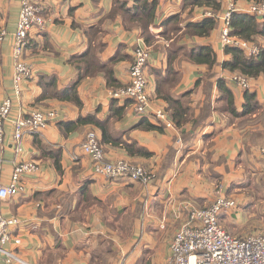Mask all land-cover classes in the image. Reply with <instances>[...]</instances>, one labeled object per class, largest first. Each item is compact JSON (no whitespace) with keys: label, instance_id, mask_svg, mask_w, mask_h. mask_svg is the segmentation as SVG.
<instances>
[{"label":"crops","instance_id":"crops-1","mask_svg":"<svg viewBox=\"0 0 264 264\" xmlns=\"http://www.w3.org/2000/svg\"><path fill=\"white\" fill-rule=\"evenodd\" d=\"M36 1L43 7L45 25L30 32L24 52L33 74L25 80L6 124L0 183H8L15 166L24 161L37 163L39 171L22 178L24 189L19 194L0 201L3 215L19 219L12 233L21 243L9 248L30 264H171V242L189 214L186 203L205 208L224 195L235 199L243 213L245 195L260 192L259 185L264 183L260 153L264 146V77L249 78L246 89L232 79L236 73L223 66L231 56L220 43L219 18L228 0H221L216 28L207 37L186 34V25L207 18L204 12H213L211 8L189 11L184 10V0H157L150 43L138 25L125 21L116 5L121 1L132 8L135 0ZM233 1L238 13H245L254 2ZM20 6V0H0V32H8L0 40V103L12 93V34ZM176 15L180 16V30L167 38L164 31L173 27L168 20ZM142 40L151 50L147 77L152 110L139 114L131 99L115 98L117 108H124L118 117L112 110L113 88L107 85L104 66L114 72L120 87L127 85L134 52ZM259 40L248 42L261 50L264 37ZM204 46L216 53L212 67L184 55ZM175 47L185 49L171 56ZM86 54L100 66L78 83L79 72L85 69L78 68L77 60ZM79 64L86 68L84 62ZM170 65L180 75L170 91L189 110L181 126L173 122L169 104L157 94ZM222 79L238 112L244 109L246 94L255 95V113L230 115L227 96L219 89ZM51 84L56 85L59 96L74 89L83 105L54 96L43 98L44 89ZM34 108L54 110L57 118L39 132L25 130L22 151L17 154L14 122L29 117ZM159 108L166 111L171 126L155 117ZM85 117L92 122L68 133L61 129L62 124ZM148 123L161 130L145 128ZM90 131L98 134L107 159L140 164L155 174L154 179L145 184L96 173L82 150ZM36 139L42 141V147L35 144ZM58 157L61 170L54 163ZM227 221L230 226L231 220Z\"/></svg>","mask_w":264,"mask_h":264},{"label":"built area","instance_id":"built-area-1","mask_svg":"<svg viewBox=\"0 0 264 264\" xmlns=\"http://www.w3.org/2000/svg\"><path fill=\"white\" fill-rule=\"evenodd\" d=\"M21 6L17 27L13 32L12 59L14 71L12 93L0 103V148L4 142L6 124L10 120L15 101L21 98L25 80L31 78L33 72L24 59V52L29 45L30 32L35 28H43L45 20L43 7L36 0H20ZM240 11L233 0H228L226 10L220 15L222 46H236L251 56H257L260 48L248 41L231 35V21L235 12ZM248 13L264 17V0L251 2ZM204 16H213V12L205 11ZM6 30L0 32V40L7 35ZM151 58L150 47L142 40L138 43L134 60L129 71V83L112 90L114 98H128L133 101L134 109L139 114H146L151 109L148 93L147 67ZM232 79L243 88H249V78L233 75ZM155 117L171 126V121L163 108L155 110ZM57 114L54 110L34 108L29 117H20L14 122L15 151H22L25 130L35 133L54 122ZM83 152L90 157L96 173L107 178H123L149 183L155 174L140 164L125 159H107L98 134L90 131L82 144ZM264 157V146L260 150ZM39 166L33 161H24L15 166L11 180L0 183V201L19 194L24 187L22 178L34 175ZM238 207L235 199L221 195L209 207L200 208L186 203L189 211L187 220L180 226L171 242V264H264V229L246 236H233L221 225L223 214L232 213ZM19 223L15 216L7 217L0 211V264H30L9 248L10 244H20L21 239L14 236L12 229Z\"/></svg>","mask_w":264,"mask_h":264},{"label":"trees","instance_id":"trees-1","mask_svg":"<svg viewBox=\"0 0 264 264\" xmlns=\"http://www.w3.org/2000/svg\"><path fill=\"white\" fill-rule=\"evenodd\" d=\"M253 1L259 2L263 0ZM117 4L119 5V9L123 11L125 21L138 25V27L142 30V36L144 40L150 43L153 40L150 32V26L155 23L157 0H135L134 6L132 8L128 7L126 2L117 1L116 5ZM203 7L211 8L213 11V16L207 17L200 21L189 22L186 25V34L190 36L207 37L210 36L216 28L217 18L215 15L222 7L221 0H184V10L189 9V11H194L197 8ZM259 19H264V17L261 18L248 12H235L231 21V35L246 41L259 43V38L264 37V22H261ZM169 22H173V27L164 31V36L167 38H172L171 33H175L180 30V16L176 15L169 18L168 23ZM184 49L185 48L183 47H175L171 52V56L176 54V52L183 51ZM185 52L186 53L184 55L194 63L207 64L210 67L216 63L217 56L212 47L204 46L200 47L198 50L193 49L187 50ZM225 52L231 56V59L224 62V68L248 78H257L259 76L264 77V47L261 48V53L258 57H248L244 53L243 49L236 46H226ZM74 61L75 60H73V62ZM77 62L78 68L80 70L85 69L83 72H79L78 83L84 79L83 76H88L90 73H93L98 66H100L99 63L97 61L96 63L88 54L79 58ZM80 62H84L86 68L81 67L79 64ZM104 70L108 87L113 88V90L120 88V84L116 79L114 72L105 66ZM179 79L180 75L178 72H175L174 68L170 65L168 76L160 81L157 87L158 96L167 101L169 104L168 111L171 114L173 122L177 126H181L186 121V114L189 113L188 108L183 105L182 101L177 99L170 91L171 88L177 85ZM219 89L227 96L228 112L232 117H245L255 113L258 105L254 94L250 92L246 94V103L244 105V109L242 112H238L234 106L233 94L228 88H226L223 79L219 82ZM48 96H54L71 101L79 107L83 105L81 98L78 96L77 92L74 91V89L70 93H64L63 95L59 96L56 85L51 84L44 89V93L42 94L43 98ZM117 105L118 99L114 98L112 101V110H114L116 115L120 117L123 114L122 111L124 108H117ZM92 120L93 119L91 117L80 118L77 122L62 124L61 129L68 133L77 129L81 125L92 122ZM144 127L149 130H161L160 127H157L151 123L146 124ZM103 139L107 140V135L105 132L103 134ZM35 144L38 145V147L43 146V143L40 139H36ZM54 163L57 169L61 170L60 157L56 158Z\"/></svg>","mask_w":264,"mask_h":264},{"label":"rangeland","instance_id":"rangeland-1","mask_svg":"<svg viewBox=\"0 0 264 264\" xmlns=\"http://www.w3.org/2000/svg\"><path fill=\"white\" fill-rule=\"evenodd\" d=\"M259 187L262 188L260 192L252 190L244 197L243 202H246L244 211L247 214V219L245 218V214L242 215L244 211L242 213V208L239 209V206L231 215L226 214V218L221 219V225L231 235L246 236L257 230L264 229V183L260 184ZM227 219L231 220L229 223L232 222L233 228L227 224Z\"/></svg>","mask_w":264,"mask_h":264}]
</instances>
